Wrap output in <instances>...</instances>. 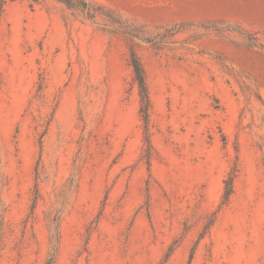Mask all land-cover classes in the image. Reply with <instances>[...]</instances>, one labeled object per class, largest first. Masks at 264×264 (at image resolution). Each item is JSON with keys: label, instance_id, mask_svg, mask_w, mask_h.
I'll return each instance as SVG.
<instances>
[{"label": "rangeland", "instance_id": "374dc122", "mask_svg": "<svg viewBox=\"0 0 264 264\" xmlns=\"http://www.w3.org/2000/svg\"><path fill=\"white\" fill-rule=\"evenodd\" d=\"M0 264H264V0H0Z\"/></svg>", "mask_w": 264, "mask_h": 264}, {"label": "trees", "instance_id": "16d2710c", "mask_svg": "<svg viewBox=\"0 0 264 264\" xmlns=\"http://www.w3.org/2000/svg\"><path fill=\"white\" fill-rule=\"evenodd\" d=\"M136 68H137L139 79H140L141 83L143 84V77H142V74H141V70H140L139 66H137Z\"/></svg>", "mask_w": 264, "mask_h": 264}]
</instances>
